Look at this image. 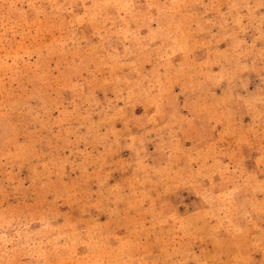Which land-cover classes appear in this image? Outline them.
I'll list each match as a JSON object with an SVG mask.
<instances>
[{"label":"rangeland","instance_id":"1","mask_svg":"<svg viewBox=\"0 0 264 264\" xmlns=\"http://www.w3.org/2000/svg\"><path fill=\"white\" fill-rule=\"evenodd\" d=\"M0 264H264V0H0Z\"/></svg>","mask_w":264,"mask_h":264}]
</instances>
